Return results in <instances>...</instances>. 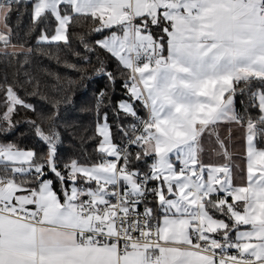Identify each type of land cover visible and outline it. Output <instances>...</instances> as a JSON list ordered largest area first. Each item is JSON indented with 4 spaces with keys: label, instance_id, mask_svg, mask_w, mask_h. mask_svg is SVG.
I'll return each instance as SVG.
<instances>
[{
    "label": "snow or ice",
    "instance_id": "1",
    "mask_svg": "<svg viewBox=\"0 0 264 264\" xmlns=\"http://www.w3.org/2000/svg\"><path fill=\"white\" fill-rule=\"evenodd\" d=\"M44 45L107 81L90 152L29 100ZM0 64V264H264V0H0Z\"/></svg>",
    "mask_w": 264,
    "mask_h": 264
},
{
    "label": "trees",
    "instance_id": "2",
    "mask_svg": "<svg viewBox=\"0 0 264 264\" xmlns=\"http://www.w3.org/2000/svg\"><path fill=\"white\" fill-rule=\"evenodd\" d=\"M15 21V17H13ZM27 18L25 17V24ZM23 27V26H22ZM90 27V26H88ZM81 29H76V37L74 38L73 46L77 50L83 52V49L76 42ZM91 39V37H90ZM35 45L33 38L29 42V46ZM30 66H25L26 70L35 75L40 81L39 91L40 97H29L31 103L35 104L38 109L49 110L50 103L55 100H60L61 104V123L60 130L64 139V146L61 151L65 155L79 153L82 149L91 151L94 142L87 138L92 135L95 128V112L93 110L95 94L103 87L107 81L101 80L99 77H93L91 80H83L84 87H73L69 91L67 82L70 80L79 81V73L69 68L65 61L70 64H81L76 57L70 55L63 48L49 47L47 45L36 48L34 54L30 57ZM59 61V62H58ZM93 64L95 58L93 57ZM114 62H109V70L114 68ZM84 67H87L86 65ZM12 71V69H5L0 64V73L3 71ZM89 74L91 69L89 68ZM63 89V90H61ZM67 96V102H64V97ZM28 118L37 119L32 113L27 114ZM20 119L26 118L21 114ZM29 129L26 125L21 124L17 135L9 136L8 140H17L19 133H28ZM19 143L27 147L36 146L38 141L32 135H27Z\"/></svg>",
    "mask_w": 264,
    "mask_h": 264
},
{
    "label": "crops",
    "instance_id": "3",
    "mask_svg": "<svg viewBox=\"0 0 264 264\" xmlns=\"http://www.w3.org/2000/svg\"><path fill=\"white\" fill-rule=\"evenodd\" d=\"M235 136H236V152L239 154L243 151V146H242V143H241V139H240V133L237 131L235 133ZM237 163H240L239 160H237Z\"/></svg>",
    "mask_w": 264,
    "mask_h": 264
}]
</instances>
